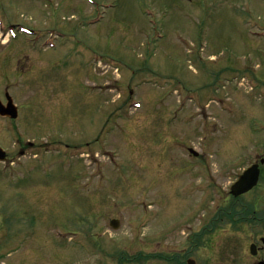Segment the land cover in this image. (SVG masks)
Wrapping results in <instances>:
<instances>
[{
    "label": "rangeland",
    "instance_id": "obj_1",
    "mask_svg": "<svg viewBox=\"0 0 264 264\" xmlns=\"http://www.w3.org/2000/svg\"><path fill=\"white\" fill-rule=\"evenodd\" d=\"M1 28L0 264H252L264 233L191 244L263 154L264 0H0Z\"/></svg>",
    "mask_w": 264,
    "mask_h": 264
},
{
    "label": "flooded vegetation",
    "instance_id": "obj_2",
    "mask_svg": "<svg viewBox=\"0 0 264 264\" xmlns=\"http://www.w3.org/2000/svg\"><path fill=\"white\" fill-rule=\"evenodd\" d=\"M259 168L260 173L256 190L257 196H255L256 203H260L262 200V196L264 197V164L262 166L260 165ZM252 216L256 220H258L256 223H254L255 221L252 222V228L250 229L249 223H246L241 224V228L238 230H240V232L248 230L249 232L258 231L260 233H264V216L260 217V214L257 213L256 210L253 212ZM250 245L254 246L253 252H251L249 249ZM248 256V260H250L252 264H264V234H261L260 236H257L255 238H251L249 240Z\"/></svg>",
    "mask_w": 264,
    "mask_h": 264
},
{
    "label": "water",
    "instance_id": "obj_3",
    "mask_svg": "<svg viewBox=\"0 0 264 264\" xmlns=\"http://www.w3.org/2000/svg\"><path fill=\"white\" fill-rule=\"evenodd\" d=\"M12 105H9L10 112L9 114L11 117H15L16 113L14 109L11 107ZM0 113L2 114L3 111L0 109ZM4 158V154L0 150V160ZM257 176H258V170L256 166H252L249 169H247L243 175H241L238 179L237 182L234 183V185L231 187V193L234 196H237L247 190H249L252 186L255 185L257 181ZM110 225L112 228H117L118 227V222L115 220H112L110 222ZM187 264H195L194 261L192 260H187Z\"/></svg>",
    "mask_w": 264,
    "mask_h": 264
},
{
    "label": "trees",
    "instance_id": "obj_4",
    "mask_svg": "<svg viewBox=\"0 0 264 264\" xmlns=\"http://www.w3.org/2000/svg\"><path fill=\"white\" fill-rule=\"evenodd\" d=\"M163 259L165 261L169 262V264H184L181 259H179L177 257H173V256H164Z\"/></svg>",
    "mask_w": 264,
    "mask_h": 264
}]
</instances>
